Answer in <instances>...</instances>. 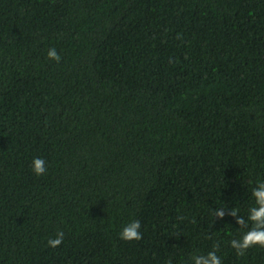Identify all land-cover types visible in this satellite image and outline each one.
I'll list each match as a JSON object with an SVG mask.
<instances>
[{"label": "trees", "instance_id": "1", "mask_svg": "<svg viewBox=\"0 0 264 264\" xmlns=\"http://www.w3.org/2000/svg\"><path fill=\"white\" fill-rule=\"evenodd\" d=\"M261 182L264 0H0V264H264Z\"/></svg>", "mask_w": 264, "mask_h": 264}, {"label": "clouds", "instance_id": "2", "mask_svg": "<svg viewBox=\"0 0 264 264\" xmlns=\"http://www.w3.org/2000/svg\"><path fill=\"white\" fill-rule=\"evenodd\" d=\"M47 58L49 60L60 63L62 57L57 53L55 48H51L47 52ZM33 171L37 176H41L47 173L46 162L42 158H35L33 160ZM252 196L255 199V206L249 209L248 222H251V227L245 219L238 215V211L234 208L230 215L232 217H238L237 224L243 228L248 229L240 239H232L230 246L237 251L239 256H243L245 252L252 247L259 246L264 248V182L258 183L252 191ZM223 208L216 209L214 216L223 217ZM141 224L138 220L130 222L126 225L121 233L120 239L132 242L142 239L140 233ZM64 240V233L62 231L57 232L54 239H49L47 245L51 248L59 247ZM218 247V246H216ZM194 264H222L220 257L216 255V251L209 252L206 256H194Z\"/></svg>", "mask_w": 264, "mask_h": 264}]
</instances>
